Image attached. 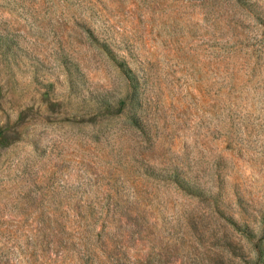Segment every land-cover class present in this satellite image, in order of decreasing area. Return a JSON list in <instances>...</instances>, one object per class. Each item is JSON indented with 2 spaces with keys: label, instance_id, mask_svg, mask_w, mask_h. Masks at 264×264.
I'll list each match as a JSON object with an SVG mask.
<instances>
[{
  "label": "rangeland",
  "instance_id": "374dc122",
  "mask_svg": "<svg viewBox=\"0 0 264 264\" xmlns=\"http://www.w3.org/2000/svg\"><path fill=\"white\" fill-rule=\"evenodd\" d=\"M0 264H264V0H0Z\"/></svg>",
  "mask_w": 264,
  "mask_h": 264
}]
</instances>
